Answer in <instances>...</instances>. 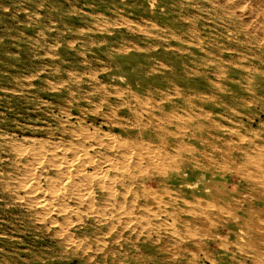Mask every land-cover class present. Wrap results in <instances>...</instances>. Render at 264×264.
Wrapping results in <instances>:
<instances>
[{"label": "bare ground", "instance_id": "1", "mask_svg": "<svg viewBox=\"0 0 264 264\" xmlns=\"http://www.w3.org/2000/svg\"><path fill=\"white\" fill-rule=\"evenodd\" d=\"M148 2L153 10L150 15L140 14L131 5L135 21L123 18V25L133 23L130 28L136 29L135 33L128 34L131 37L128 48L123 49L127 42L122 35H112L121 43L116 51L121 59L114 66L125 76L139 78L136 87L121 74H112V67H100L98 74L117 77L122 82L117 86L122 89L107 91V86L96 74L91 76L90 92L78 97L76 113H65L67 125L57 128L59 141L55 138L45 141V169L57 171L68 184L64 188L65 194L49 196L56 202V210H53L56 214L45 212L44 217H40L42 210L48 208L47 202H52L49 197L29 199L38 208L33 211L40 223L37 226L68 223L70 216L67 217L64 212L69 205L87 213L80 223L114 222L115 219L106 220L105 212H94L96 206L105 205L108 198H114L115 206L128 207L134 212L132 219L140 223L164 219L156 221L155 240L152 241L146 234L141 239L135 237V243L132 239V243L128 242L131 247L137 240L142 241L133 257L161 251L163 262L158 261V264H264V137L250 127L255 114L239 110L257 102L260 97L254 99L251 96L252 82L242 84L241 79L248 78V75L240 73L242 67L237 65L230 52L233 48L223 45L218 37H205L193 19L179 9L180 1L174 0L171 3L173 7L165 0ZM157 6H163L165 10L159 14L155 11ZM174 6H177L176 11H173ZM144 41L143 47L140 43ZM150 46L159 48L143 56L144 50ZM222 53H229L225 59L227 66H233L238 77L228 78L233 91L218 98L213 92L222 87L207 75H218L223 71ZM143 75L150 80L145 81ZM173 78L181 81L175 82ZM168 91L176 98L167 95ZM79 99H86L88 104L82 105ZM162 100H166V106L160 103ZM100 104L106 107L102 112H99ZM204 104L209 106L203 109L201 106ZM85 115L90 117L87 121H84ZM242 116L251 121L244 123L238 120ZM71 118L76 119V127L69 121ZM57 143L70 145L67 147L73 151L70 154L72 159L74 148L84 150L85 160L77 161L76 158V164L68 162V167L59 169L61 161L55 159L68 155L63 153L66 150H59L60 144L57 146ZM28 145L33 157L41 154L38 151L43 143L33 140ZM20 147L17 151L22 152ZM86 149L97 153L100 162L92 160L91 152ZM82 183L92 185L93 190L82 193L83 190L80 192L78 188L76 192L77 186ZM95 192L101 193V196H95ZM126 217L122 221H128L129 215ZM167 219H171V223ZM89 227L77 231L74 237L67 231L61 232V229L45 230L46 233L38 236V244L48 245L53 253L49 258L57 255L61 264H70L75 259L79 264H94L91 262L93 255L86 251L93 247L86 238L92 234L96 238L97 231L93 226ZM210 234L213 235L210 237ZM99 242V245L95 243L93 251L105 252L104 242ZM63 247H70V250L64 251ZM203 247L209 248L207 252L202 250ZM200 250L203 251L201 257L198 256ZM112 252L111 256H114L116 251ZM49 261L50 264H57L56 260Z\"/></svg>", "mask_w": 264, "mask_h": 264}, {"label": "rangeland", "instance_id": "2", "mask_svg": "<svg viewBox=\"0 0 264 264\" xmlns=\"http://www.w3.org/2000/svg\"><path fill=\"white\" fill-rule=\"evenodd\" d=\"M173 1L165 0L168 4ZM175 1H180L179 9L193 19L196 26L204 32L205 37L213 39L218 37L223 45L233 48L230 52L235 57L237 65L242 67L243 72L240 73L248 75V78L241 79L242 84L252 82L251 96L254 99L260 97L257 102L255 101L239 109L242 112H248L247 110H249V112L254 113L253 121L245 116L240 117L238 120L244 123L251 121L249 123L250 127L256 130L261 137H264V0ZM131 5L140 14L143 13L146 16L153 11L148 0H0V255L2 256L0 257V264H50V259L56 260L57 264H61V260L57 255L49 258L52 250L48 245L38 244V236L41 233H46L45 230L61 229V232L66 233L67 231V233L73 234L74 237L77 235V231H83L85 227L90 228L89 226H93L97 231L96 238L92 237L94 234L85 237L93 247L86 251L93 255L91 262L94 264H158V261L163 262L161 251L153 252V254H139V256L133 257L137 247L141 246V240H137L138 242L131 247V244H127L128 242L132 243V241L135 243V237L141 239L146 234L149 235L152 241L155 240L154 227L157 226L156 221L164 219L140 220V223L139 220L132 219L133 216L131 215L134 212L128 207L126 208L125 205L115 206L114 198H108L105 205L96 206L94 212H105L107 214L105 215L106 220L115 219L114 222L80 223L85 219L87 213L83 209L69 205L64 212L67 217L70 216L68 223L37 226L40 223L35 219L36 216L33 211L38 208L29 201L31 197H49L51 194L61 196V194L66 193L64 189L68 184L66 178L60 176L57 171L45 169L47 156L44 152L46 150H43V148L46 149L45 146H47L45 141H51L50 139L53 138H55V141H59L58 137L60 135H58L57 128L59 129L61 125H67L65 113H76L78 97L87 95L90 86L92 87L90 79L96 74L97 78L107 86V91L113 92L115 89H122L117 86L122 83L117 77L102 76L97 71L100 67L110 66L112 67V74H121L120 70L114 66V63L120 62L121 59V55L116 52L121 43L119 40H115L112 35H122L126 39L127 44L123 46V49L130 46L131 41L129 42V40L131 37L129 38L128 34L129 32L135 33L136 29L132 30L130 28L132 22V24L127 25L125 23L123 25L125 22L123 18L128 21H135L136 17L133 16L134 14L130 10ZM176 7L174 6L173 11L177 10ZM164 8L163 6H157L155 11L160 14L165 10ZM83 20L85 21L83 22ZM168 21L172 24L171 20ZM140 44L144 47L145 41ZM158 48L150 46L147 50H144L145 55L143 54V56L153 53ZM96 52L99 54H95ZM228 54L224 55L222 53L220 56V58H223L221 60L223 71L218 75H207L222 87L221 90L213 92V95L218 98L225 97L233 91L228 78L238 77L235 68L231 65L227 66L225 59ZM143 56L141 55V57ZM128 74L130 75L131 72ZM121 75L133 87H136L139 78H130L123 73ZM142 78L147 82L150 80V77L145 75ZM191 78L197 79V77H189L188 79ZM173 81L180 82L181 80L173 78ZM118 91L121 92V90ZM167 95L173 99L176 98V96L170 94V91L167 92ZM155 98L159 99L158 96ZM110 99L113 100L114 97L111 96ZM79 101L82 105L88 104L86 99H79ZM160 103L166 106V100H162ZM208 106L209 104H204L201 108L205 109ZM105 108L104 105L100 104L99 109L101 110L99 112L104 111ZM88 118L90 117L85 115L84 121H87ZM231 120H233L232 117ZM69 121L73 124V127L78 125L74 118ZM102 131L105 132L104 127H102ZM33 140L43 143L42 150L38 151L41 154L35 157H33L32 149L28 147L30 141ZM58 144L60 143L56 145L58 146ZM66 144H60L59 150H66L63 153L68 156L55 159V161L60 160L62 162L58 161L60 163L59 169L68 167V162L74 165L77 161H83L86 158L83 154L85 153L84 150L77 151L79 147H73L75 149L74 156L73 159L70 158L73 151L69 150L70 145ZM19 147L23 150L22 152L17 151ZM86 150L89 153L91 152L92 160L100 162V156L97 153L94 154L91 149ZM76 158H78L77 161ZM71 168L73 167L71 166ZM88 189L93 190L92 185L82 183L81 186L80 184L77 186L76 192L78 190L82 192L83 190L82 193H84ZM98 195L101 196V193L95 192V196ZM49 200H51L50 197ZM111 200L113 204H111ZM47 207L42 210V216L40 215V217H44L45 212L51 215L54 214L55 211L53 210H56V202L54 200L51 203L48 201ZM127 214L129 215L128 221H122L127 218ZM72 216L73 218H71ZM71 219L72 221H70ZM170 220L167 219V222L171 223ZM120 222H122V225L125 224V228L120 225ZM37 227H42V229H37ZM211 235L213 234H210V237ZM131 236L132 238H130ZM95 240L104 242L103 250L105 252L93 251L96 244L99 245L100 243L95 242ZM207 249L209 248H202L206 252ZM63 250L68 251L70 247H63ZM112 250L116 251L114 256H111ZM202 250L198 251L199 253L197 252L199 257L203 255ZM123 260V263L120 262ZM70 264H79V261L75 259Z\"/></svg>", "mask_w": 264, "mask_h": 264}]
</instances>
